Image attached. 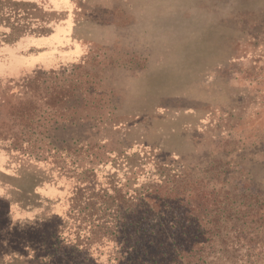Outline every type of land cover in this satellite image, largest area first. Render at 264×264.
I'll return each instance as SVG.
<instances>
[{"label":"rangeland","instance_id":"374dc122","mask_svg":"<svg viewBox=\"0 0 264 264\" xmlns=\"http://www.w3.org/2000/svg\"><path fill=\"white\" fill-rule=\"evenodd\" d=\"M88 171L264 195V0H0V264H110Z\"/></svg>","mask_w":264,"mask_h":264},{"label":"trees","instance_id":"16d2710c","mask_svg":"<svg viewBox=\"0 0 264 264\" xmlns=\"http://www.w3.org/2000/svg\"><path fill=\"white\" fill-rule=\"evenodd\" d=\"M40 76L36 73L23 87L33 89ZM108 180L99 182L88 171L79 179L75 199L79 210L89 212L87 239L98 244L96 254L109 251L107 243L112 247L110 264L264 263L263 194L234 193L212 177L205 183L188 174L139 190Z\"/></svg>","mask_w":264,"mask_h":264}]
</instances>
